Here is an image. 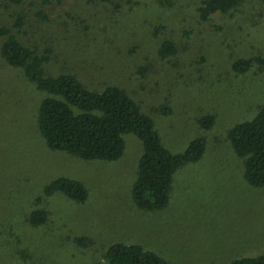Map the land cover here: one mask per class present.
Returning <instances> with one entry per match:
<instances>
[{
    "label": "rangeland",
    "instance_id": "obj_1",
    "mask_svg": "<svg viewBox=\"0 0 264 264\" xmlns=\"http://www.w3.org/2000/svg\"><path fill=\"white\" fill-rule=\"evenodd\" d=\"M201 2L0 0V25L49 58V75L72 73L90 90L126 91L174 154L206 141L203 158L174 174L168 205L141 211L131 197L143 154L138 138L125 137L116 162L51 151L37 127L47 96L0 52V264H107V249L118 243L173 264L264 254V187L247 183L228 141L264 104V0H241L207 22ZM165 40L176 50L167 58L160 55ZM239 60L251 62L244 73L234 71ZM207 116L215 118L210 130L199 126ZM61 177L82 182L87 202L46 197L45 187ZM35 211L48 214L37 228L29 223Z\"/></svg>",
    "mask_w": 264,
    "mask_h": 264
},
{
    "label": "trees",
    "instance_id": "obj_2",
    "mask_svg": "<svg viewBox=\"0 0 264 264\" xmlns=\"http://www.w3.org/2000/svg\"><path fill=\"white\" fill-rule=\"evenodd\" d=\"M14 5L24 0H9ZM241 0H202L198 12L200 20L228 15L239 7ZM22 23L18 21V26ZM1 56L12 68L21 69L36 90L47 97L37 112V127L48 149L90 162H116L125 153V137L133 135L142 144L143 154L138 162L136 180L131 197L136 208L144 212L160 211L169 203L173 177L188 164L199 162L206 150V141L198 138L178 154L162 143L154 121L126 91L108 86L102 91L88 89L72 73L49 75L45 66L49 58L39 56L24 46L10 29L0 25ZM176 53L172 42L165 40L160 49L164 58ZM251 62L239 60L234 71L246 72ZM215 118L204 117L199 126L210 130ZM228 141L235 155L242 160L244 178L255 188L264 187V104L255 117L234 126ZM60 194L78 204L87 202L89 192L85 185L74 179L58 178L44 189L46 197ZM48 214L35 211L29 223L37 228L45 224ZM107 264H173L141 245L114 244L104 256ZM231 264H264V254L235 259Z\"/></svg>",
    "mask_w": 264,
    "mask_h": 264
}]
</instances>
